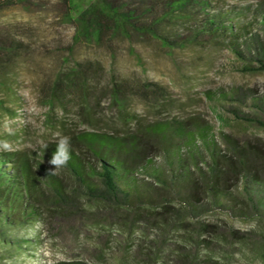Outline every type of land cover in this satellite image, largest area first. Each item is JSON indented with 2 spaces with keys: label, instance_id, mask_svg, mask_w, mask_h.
Returning a JSON list of instances; mask_svg holds the SVG:
<instances>
[{
  "label": "rangeland",
  "instance_id": "obj_1",
  "mask_svg": "<svg viewBox=\"0 0 264 264\" xmlns=\"http://www.w3.org/2000/svg\"><path fill=\"white\" fill-rule=\"evenodd\" d=\"M12 1L0 8V39L11 44L0 60V141L11 150L0 151L27 152L53 169L40 153L55 133H125L139 122L187 117L212 125L223 149L224 135L264 146V71L242 70L264 60L249 44L264 45V0H118L150 11L146 28L98 42L78 21L95 0ZM216 16L250 29L236 45L241 55L230 34L209 32ZM76 67L87 76L84 107L79 96L57 94V83ZM112 81L124 88L116 99ZM66 179L69 192L77 188ZM75 196L76 216L51 218L43 228L39 220L4 228L0 264H264V217L248 209L204 198L191 208L174 199L126 210L90 201L80 188ZM38 228L39 239L28 241Z\"/></svg>",
  "mask_w": 264,
  "mask_h": 264
},
{
  "label": "trees",
  "instance_id": "obj_2",
  "mask_svg": "<svg viewBox=\"0 0 264 264\" xmlns=\"http://www.w3.org/2000/svg\"><path fill=\"white\" fill-rule=\"evenodd\" d=\"M94 2L79 15L78 21L81 31L92 30L97 42L111 33L130 34L146 28L142 24L150 11H141L118 0ZM11 4L12 0H0V8ZM150 10L154 12L153 6ZM262 23L264 25V14ZM245 25L241 22L232 27L212 18L207 28L211 34H230L232 48L241 55L236 45L252 35ZM249 44L255 54H264L263 44L253 38ZM10 46L7 36L0 39V60L8 56ZM247 54L251 55L250 49ZM259 62L257 66L246 64L242 70L264 71V60L259 59ZM57 85L58 95L79 96L81 101L77 106H86L87 76L82 67L71 68L65 81ZM123 91L122 83L112 81L110 92L115 99ZM67 136L70 137L71 156L62 168L66 173L48 175L50 168L27 152L0 151V238L6 227L29 226L39 220L43 228L51 218L78 215L80 204L75 201L78 188L90 201L110 207L120 205L126 210L137 204L156 205L174 199L191 208L207 198L212 204L226 202L232 209L238 206L239 213L248 209L264 217V196L261 194L264 146L239 145L233 138L221 135L228 145V149H223L212 125L200 119L139 122L134 131L125 133L71 130ZM47 144V149L41 148L43 158H50L55 150V142ZM66 176L78 185L76 189L71 188V192ZM41 228L27 240L37 241Z\"/></svg>",
  "mask_w": 264,
  "mask_h": 264
},
{
  "label": "clouds",
  "instance_id": "obj_3",
  "mask_svg": "<svg viewBox=\"0 0 264 264\" xmlns=\"http://www.w3.org/2000/svg\"><path fill=\"white\" fill-rule=\"evenodd\" d=\"M55 139V150L52 152L49 159V164L54 166L53 169L49 170L48 175H55L56 172L66 166L70 159V137L61 135L60 133L54 134ZM42 147L47 149L49 146L47 143L42 142ZM0 148L3 150H11V146L7 142L0 141Z\"/></svg>",
  "mask_w": 264,
  "mask_h": 264
}]
</instances>
